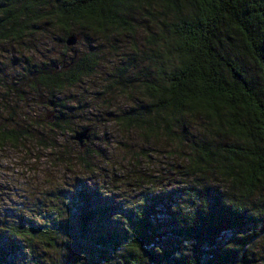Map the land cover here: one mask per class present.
<instances>
[{"label":"trees","instance_id":"16d2710c","mask_svg":"<svg viewBox=\"0 0 264 264\" xmlns=\"http://www.w3.org/2000/svg\"><path fill=\"white\" fill-rule=\"evenodd\" d=\"M54 32L62 48L21 79L28 94L0 146L58 153L67 135L65 162L89 165L59 98L127 35L99 94H136L115 124L164 142L173 161L132 171L121 198L81 185L42 212L0 207V264H264V0H0V44L41 53ZM71 34L91 48L66 45Z\"/></svg>","mask_w":264,"mask_h":264},{"label":"rangeland","instance_id":"374dc122","mask_svg":"<svg viewBox=\"0 0 264 264\" xmlns=\"http://www.w3.org/2000/svg\"><path fill=\"white\" fill-rule=\"evenodd\" d=\"M58 37L59 33L54 32V35L44 38L46 44L40 46L41 53L37 52L34 44H14V47L0 44V127L9 126L18 118L22 105L18 101L28 94L20 81L30 65L44 58V54L55 56L61 50V45L55 40ZM91 42L90 39L80 41L75 44V49L88 50ZM132 42L134 40L131 41L130 37L122 35L102 44L96 73L81 84L66 89L59 98L65 102L67 111L76 114L80 123L76 130L91 128L92 136L86 143L89 151L84 156L89 165L78 162L75 156V163L65 162L68 149L64 145L68 147L71 141L67 135L58 136L61 145L58 153L37 147L32 142L23 147L4 144L0 146V207L30 208L42 212L50 207V199L57 196L60 199L61 196L64 201L69 200L81 185L103 186V191H108L113 198H121L131 192L121 190L132 171L157 173L173 161L164 142L159 139L145 140L138 132L115 124V115L130 108L133 105L130 100L136 98V94L131 98L127 93L99 94L104 78L110 75L122 58L127 57ZM26 105L30 107L27 102ZM31 109L41 114L37 107ZM73 146L77 148L76 144Z\"/></svg>","mask_w":264,"mask_h":264},{"label":"water","instance_id":"95a60500","mask_svg":"<svg viewBox=\"0 0 264 264\" xmlns=\"http://www.w3.org/2000/svg\"><path fill=\"white\" fill-rule=\"evenodd\" d=\"M81 39V36L79 34H71L66 38V45L68 46H74L79 40ZM51 112H46V118L48 121H52L51 119ZM90 128H84L77 130L73 133L72 140L78 143L80 149L84 148V143L88 142L90 140Z\"/></svg>","mask_w":264,"mask_h":264},{"label":"clouds","instance_id":"9594fccd","mask_svg":"<svg viewBox=\"0 0 264 264\" xmlns=\"http://www.w3.org/2000/svg\"><path fill=\"white\" fill-rule=\"evenodd\" d=\"M194 243V242H193Z\"/></svg>","mask_w":264,"mask_h":264}]
</instances>
